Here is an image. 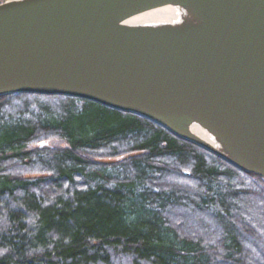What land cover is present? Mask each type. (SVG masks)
<instances>
[{
    "label": "trees",
    "instance_id": "16d2710c",
    "mask_svg": "<svg viewBox=\"0 0 264 264\" xmlns=\"http://www.w3.org/2000/svg\"><path fill=\"white\" fill-rule=\"evenodd\" d=\"M0 264H264V180L135 115L0 97Z\"/></svg>",
    "mask_w": 264,
    "mask_h": 264
},
{
    "label": "water",
    "instance_id": "95a60500",
    "mask_svg": "<svg viewBox=\"0 0 264 264\" xmlns=\"http://www.w3.org/2000/svg\"><path fill=\"white\" fill-rule=\"evenodd\" d=\"M141 117L264 180V0H7L0 97Z\"/></svg>",
    "mask_w": 264,
    "mask_h": 264
},
{
    "label": "rangeland",
    "instance_id": "374dc122",
    "mask_svg": "<svg viewBox=\"0 0 264 264\" xmlns=\"http://www.w3.org/2000/svg\"><path fill=\"white\" fill-rule=\"evenodd\" d=\"M0 1L3 3V2H5V1H7V0H0ZM0 4H1V3H0Z\"/></svg>",
    "mask_w": 264,
    "mask_h": 264
}]
</instances>
